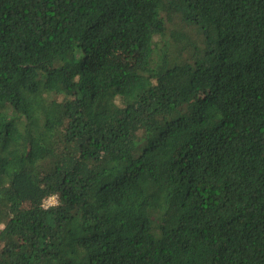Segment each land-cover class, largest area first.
I'll return each mask as SVG.
<instances>
[{
    "label": "trees",
    "instance_id": "obj_1",
    "mask_svg": "<svg viewBox=\"0 0 264 264\" xmlns=\"http://www.w3.org/2000/svg\"><path fill=\"white\" fill-rule=\"evenodd\" d=\"M0 264H264V0H0Z\"/></svg>",
    "mask_w": 264,
    "mask_h": 264
},
{
    "label": "rangeland",
    "instance_id": "obj_2",
    "mask_svg": "<svg viewBox=\"0 0 264 264\" xmlns=\"http://www.w3.org/2000/svg\"><path fill=\"white\" fill-rule=\"evenodd\" d=\"M137 151V150H136ZM51 197H53L52 199H50V200H48L45 204H51V203H54L55 201H56V197L55 196H51ZM49 198V197H48ZM47 198V199H48ZM47 199H45V201L47 200ZM46 206V205H45Z\"/></svg>",
    "mask_w": 264,
    "mask_h": 264
},
{
    "label": "built area",
    "instance_id": "obj_3",
    "mask_svg": "<svg viewBox=\"0 0 264 264\" xmlns=\"http://www.w3.org/2000/svg\"><path fill=\"white\" fill-rule=\"evenodd\" d=\"M52 198H53V197H49L46 201L44 200V203H43V204H44V206L46 205L45 207H47V206H49V205H53V204L56 203V201H55L54 203H51V204H49V205H48V204H45L48 200H50V199H52Z\"/></svg>",
    "mask_w": 264,
    "mask_h": 264
}]
</instances>
